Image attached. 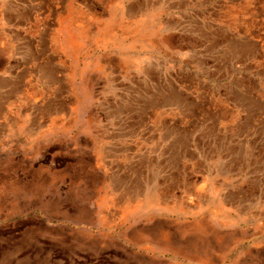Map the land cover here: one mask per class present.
I'll return each mask as SVG.
<instances>
[{
  "label": "rangeland",
  "instance_id": "374dc122",
  "mask_svg": "<svg viewBox=\"0 0 264 264\" xmlns=\"http://www.w3.org/2000/svg\"><path fill=\"white\" fill-rule=\"evenodd\" d=\"M90 4L0 7V264H264V0Z\"/></svg>",
  "mask_w": 264,
  "mask_h": 264
},
{
  "label": "crops",
  "instance_id": "0c3cea01",
  "mask_svg": "<svg viewBox=\"0 0 264 264\" xmlns=\"http://www.w3.org/2000/svg\"><path fill=\"white\" fill-rule=\"evenodd\" d=\"M90 5V0H0L1 22L7 24H57L61 22L60 18L68 15L65 11L68 8L71 10L77 8V13L84 20L85 17H90ZM35 32L34 35H28L23 40L58 39V34L51 28L45 27L44 31ZM37 50L39 51L38 48Z\"/></svg>",
  "mask_w": 264,
  "mask_h": 264
}]
</instances>
